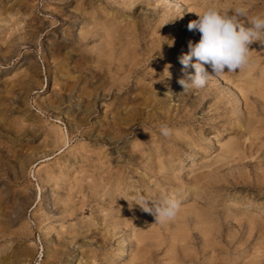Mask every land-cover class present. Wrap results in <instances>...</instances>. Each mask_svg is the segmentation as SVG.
I'll return each instance as SVG.
<instances>
[{
    "label": "rangeland",
    "instance_id": "rangeland-1",
    "mask_svg": "<svg viewBox=\"0 0 264 264\" xmlns=\"http://www.w3.org/2000/svg\"><path fill=\"white\" fill-rule=\"evenodd\" d=\"M209 6L264 17V0H0V264H264V36L184 92ZM172 195L163 224L136 204Z\"/></svg>",
    "mask_w": 264,
    "mask_h": 264
},
{
    "label": "clouds",
    "instance_id": "clouds-1",
    "mask_svg": "<svg viewBox=\"0 0 264 264\" xmlns=\"http://www.w3.org/2000/svg\"><path fill=\"white\" fill-rule=\"evenodd\" d=\"M197 15L199 18L190 21L187 27L189 31H198L200 40L196 44L189 41V52L179 58L186 77L179 80L184 92L204 88L213 77L242 70L249 64V45L261 42L264 36V17L246 19L248 10L245 7H235L229 13L209 6ZM174 43V40L168 41L169 47ZM193 57L197 60L194 64L191 63ZM205 65L211 68V73ZM189 66L195 69V75L187 73ZM160 132L164 137L171 135L166 125L161 126ZM149 201L152 200L140 197L136 204L142 211L154 215L156 223L160 224L174 219L180 208V200L175 195L166 196L162 202L152 201L151 206Z\"/></svg>",
    "mask_w": 264,
    "mask_h": 264
},
{
    "label": "bare ground",
    "instance_id": "bare-ground-1",
    "mask_svg": "<svg viewBox=\"0 0 264 264\" xmlns=\"http://www.w3.org/2000/svg\"><path fill=\"white\" fill-rule=\"evenodd\" d=\"M175 1H178V0H175ZM92 27V26H91ZM81 43V42H80ZM197 62V60H196V58L195 57H193V59H192V64H194V63H196ZM189 68H190V70H191V72H195V69L193 68V67H191V66H189ZM178 120V119H177ZM182 121V120H181ZM200 154H202V153H200V152H198V153H195V155H187L189 158H193L194 156H198V155H200ZM95 229V228H94ZM126 253V251H125V249H123V250H121V256H124V254Z\"/></svg>",
    "mask_w": 264,
    "mask_h": 264
}]
</instances>
